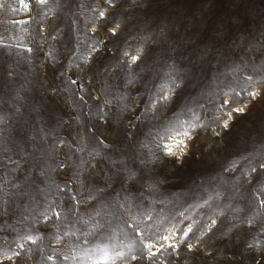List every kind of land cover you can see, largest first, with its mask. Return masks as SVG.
I'll return each instance as SVG.
<instances>
[{
    "label": "rangeland",
    "instance_id": "obj_1",
    "mask_svg": "<svg viewBox=\"0 0 264 264\" xmlns=\"http://www.w3.org/2000/svg\"><path fill=\"white\" fill-rule=\"evenodd\" d=\"M101 2L49 0L47 6L36 5L26 13L18 0H0V41L5 45H18L0 48V77L6 71L14 73L7 79L4 92H9L11 85V90L18 91L35 109L31 118L26 117V122L19 126L21 134L14 144L7 145L8 155L19 166H0V175L8 181L5 192L10 196L21 193L13 196L11 209L0 215V245L5 250H17L15 242L19 236L31 234L39 238L34 245H26L31 252L24 253L26 258L22 264H96L103 256L98 249L107 247L110 257L115 250L128 251L133 237L124 221L132 223L129 217L136 215L139 219L140 212L145 209L153 216L152 223L159 224L164 217L183 210L192 197L214 195L219 191L221 196L213 203L237 206L240 211L232 212L230 216L243 217L253 197L260 194L252 190L250 174L224 172L222 166L226 157L235 154L245 157L239 161L245 173L249 159L252 164L258 159L264 162V85H253L261 95L255 101L245 97L238 106L249 105L246 114L233 117L229 129L219 128V138L212 135L211 129L196 133L182 165L179 162L152 163L144 150L137 146L130 148L132 134H136L137 143H147L149 134L155 131V123L149 113L144 120L133 121L136 127L132 128L126 119L129 113L121 109L124 104L139 106L141 100L147 98L146 93L152 89L157 76L173 65L184 77L178 97L180 120L190 118L192 110L198 113H203L204 109L211 111L212 93L224 81L223 76L219 80L216 78V68L222 58L229 65L236 62L237 57L244 61L247 68L240 75L257 73L264 76V60L256 59L264 51L261 47L264 46V0H153L151 4L147 0H136L135 4L128 0L117 17L126 29L121 33L127 37L126 43H109L107 52L101 50L94 54L89 64H83L77 59L81 52L76 51V38L92 36L88 26L96 15L92 7ZM25 20L28 23H16ZM97 35L104 40L110 39L102 32ZM145 35L149 37L146 43L140 39ZM139 44L152 49L139 67L133 66L131 70L127 66L118 67L117 48ZM25 47L33 51L27 52ZM80 47L87 56L86 42ZM50 49L55 60L45 55ZM74 51L76 56L72 59L81 68L65 63ZM209 54L210 66L202 65ZM82 68L89 70L82 71ZM221 71L225 69L221 67ZM129 75H135L136 81L128 83ZM70 79H76L77 84H71ZM81 96L84 101L79 99ZM105 100L112 103L105 104ZM9 106L5 105V108ZM97 106L104 109L103 120L99 118ZM5 114L11 116V113ZM164 115L167 112L161 113V118ZM76 116H79L78 120ZM108 121L114 126L111 132ZM12 127H16L15 121H12ZM125 130L129 135L119 143L120 133ZM88 136L106 138L105 142L110 145L103 148L96 144L101 155L95 161L87 151L75 152L78 143H86ZM38 147L41 148L39 152ZM64 153L72 158H66ZM81 159L91 162L92 167L87 164L81 167L98 176L100 186L104 188L101 192H93L95 199L86 202H77L71 197L84 201L90 188H81L71 172L64 175L69 168L75 172ZM37 160H43L50 179L40 174V169L35 166ZM124 162L137 173V179H124ZM61 163L64 164L62 169L58 167ZM141 174L144 179L139 178ZM235 176H240V180L237 181ZM12 184L18 187H12ZM149 184H154L155 188L150 190ZM260 185H264V177H261ZM93 204L96 210H93ZM122 204L127 207H120ZM49 206L63 213L54 225L46 224L40 215ZM255 210L252 207L251 211ZM82 220L88 221V225L81 223ZM95 222L105 224L101 236L93 240L91 236L82 235ZM259 223L257 218L256 231L246 224H237L224 235H209L206 243L210 246L201 242L200 248L193 253L187 252L185 246L179 259L173 257V264H252L246 244L264 242ZM46 227L52 228V233H67L63 237L65 247L55 254L53 261L46 260L47 255H53L52 244L55 243L52 233L45 231ZM109 228L113 236L110 241L106 239ZM192 242L196 243L195 240ZM64 256L74 258L65 261ZM3 259L0 255V260ZM4 264L10 262L5 260ZM109 264L127 262L116 259L110 260Z\"/></svg>",
    "mask_w": 264,
    "mask_h": 264
},
{
    "label": "snow or ice",
    "instance_id": "obj_2",
    "mask_svg": "<svg viewBox=\"0 0 264 264\" xmlns=\"http://www.w3.org/2000/svg\"><path fill=\"white\" fill-rule=\"evenodd\" d=\"M152 2L153 0H147L149 4ZM18 3L27 13L32 10L33 6H47L49 0H18ZM125 3H128V0H102L101 3H97L92 7V11L96 13V15L91 18L88 25L92 32V36L76 38V51L81 52V55L77 57V59L81 60L83 64H89L94 54L99 53L101 50L107 52L109 43H116L117 41L122 45L126 43L127 37L121 35L126 29L122 23L117 20V17L121 13V8ZM132 3L135 4L136 0H132ZM104 5L108 7L105 8L103 7ZM109 9H111V11ZM16 23L26 24L28 21H16ZM25 31H27V29H25ZM217 31H223V29H218ZM98 32H102L104 35L109 36L110 39L104 40L97 35ZM163 35L164 33L162 31L161 36ZM51 38L55 39V37ZM140 39L146 43L149 37L145 35L140 37ZM85 42L89 49V54L87 56L83 55V49L80 47V45ZM16 46L18 45H5L0 41V48ZM261 47L264 48V46ZM151 50L152 49H146L145 44H139L136 47H118L116 50L117 66L121 69L127 66L129 70L133 69V66L139 67L142 59ZM25 51L32 52L33 49L25 47ZM241 52H243V48H241ZM45 55L52 60L56 59L51 49ZM245 55L249 54L245 53ZM75 56L76 52L74 51L72 56L68 57L65 63L81 68V65L76 64L72 59V57ZM210 57L211 54L206 56L201 62L202 65L209 64L210 66ZM256 59L264 60V51H261ZM221 67H223L225 71H221ZM262 67H264V65H262ZM246 68L247 65L245 62L239 60L238 57L237 61L231 65L222 58L216 68V78L219 80V78L223 76L224 81L221 82L217 90L212 93L214 103L211 111L204 109L203 113H198L192 110L190 118L187 120H180L178 118L180 109L178 97L182 88L181 81L184 77L180 70L174 65L169 66L168 71L157 76V81L152 85V89L146 93L147 98L142 99L139 106L130 107L128 104H124L121 109V111L129 113L126 119L132 128L136 127V124L132 123L133 121H142L148 117L149 113L152 114L151 120L155 123V131L149 134L148 142L137 143L136 134H132L133 144H130V148L137 146L139 149L144 150L145 155L152 163L179 162L182 165L191 151V142L195 139L196 133L200 130L207 132L211 129L212 135L219 138V128L224 130L229 129L230 124L234 122L233 117L246 114V109L249 105L238 106L242 104L245 97L255 101L261 95L258 89H253V85H264V76H260L257 73L252 75H240ZM81 70L88 71L89 69L82 68ZM13 75L14 73L12 71H6L5 75L0 77V166L5 167L6 164H12L15 167L19 166L18 162L13 160L11 155H8L7 145L8 143L14 144L15 139L21 134L19 126L26 122V117L30 119L35 110L25 97L19 95L18 91L13 92L11 90V85H9L10 91L7 93L4 92L7 79ZM135 81L136 76L129 75L128 83H133ZM69 82L71 84H77L76 79H70ZM5 97H7V99H5ZM89 97L91 98V92H89ZM79 99L84 101L83 96ZM134 99L135 98H133V100ZM104 103L111 104L112 101L105 100ZM5 105L10 106L6 109ZM97 107L99 118L103 120L105 115L104 109L99 106ZM6 112L11 113V116L5 114ZM164 112H167V115L161 118V113ZM173 117H177V119L173 120ZM225 117H227V119H225ZM76 119L78 120L79 116H76ZM12 121L16 122L15 128L12 127ZM113 130L114 126L111 121H108V131L111 132ZM128 135L129 133L127 130L120 133L121 138L119 143H123ZM78 139L84 140L85 137H78ZM105 139H100L97 136H88L86 137V143H78L75 152L84 153L87 151L88 155L95 161L97 157L101 155L96 144L103 148L110 147V145L105 142ZM39 151H41L40 147L37 148V152ZM64 155L68 159L72 158L69 157L67 153H64ZM244 159L245 157L243 154H235L231 157H226L222 166V171L224 172H239L242 175L250 174L249 183L252 185V190L260 193L253 197V202H250L246 207L243 217L230 216V213L240 211L237 206L213 203L221 196V192L219 191L214 195H201L199 198L192 197L187 205L184 206L183 210L177 211L173 216L164 217L159 224L152 223L154 218L151 213L145 209L140 212L139 219L136 215H131L129 219L132 223H128L127 220L124 221L125 226L131 230V235L133 237V243L127 246L128 251L115 250L114 255L110 257L107 247L98 249L103 256L100 260H97L96 264H109L110 260L116 259L126 261L127 264H143L144 261H147L148 264H165V261H167V264H173V257L179 259L180 253L185 246L187 252L193 253L200 248L201 242L206 243V238L209 235H215L217 233L224 235L230 228L236 227L237 224H246L250 230L256 231L257 218L261 221L258 225L259 230L264 232V185H260L261 177H264V162L258 159L255 164H252L249 159L247 161V173H245V168L239 163V161ZM113 163H115V161H113ZM85 164L89 167L93 166L91 162L81 159L80 163L76 166L77 170L75 172L69 168L68 172L64 173L65 176H68L69 172H71L75 177V182L78 183L81 188H90L89 194L85 197L84 201H79L75 196L71 197L72 200L77 202H86L89 199H95L93 192L98 193L104 190V188L100 186V178L92 173H87V169L81 167ZM35 166L40 169V174L42 176L46 179H50L49 169L44 165L43 160H37ZM58 167L62 169L64 168V164L61 163ZM12 170L13 169H8V171ZM122 171L124 172V179H137V173L129 169L126 162H124ZM139 178L144 179L142 174ZM235 179L239 181L240 176H235ZM40 182L43 183L44 181L42 180ZM7 183L8 181L5 179V176L0 175V215L11 209L13 196L21 194L14 193L10 196L6 193L4 189ZM69 183H72V181L70 180ZM257 185L260 186L257 188ZM11 186L18 187L16 184H12ZM57 187L59 186L57 185ZM148 187L151 190L155 188V185L149 184ZM65 207H67V204ZM120 207H127V205L122 204ZM252 207L256 208L255 212L251 211ZM92 208L96 210V205L93 204ZM69 211H71V209H69ZM49 212H51V216ZM62 214V211H55L52 206H49V208H45L40 215L46 224L54 225L55 221L61 219ZM97 215H100V212H97ZM173 220H175L174 223L172 222ZM226 222L228 225L227 227H225ZM81 223L87 226L89 222L82 220ZM104 229V223L95 222L92 227L89 228L86 233H82V235L91 236L93 240H95L101 236ZM45 231L52 233V228L46 227ZM66 235V232L62 235L52 233V240L55 241V243L52 244L53 255H47V261H53L55 254L65 247L63 237ZM125 235H127V233ZM37 239L39 238L31 234L19 236L15 242L17 250L11 248L5 250L3 246L0 245V255L4 257L3 260H0V264H4L5 260L10 262V264H22L26 258L24 253L31 252V249L26 247V245H34ZM106 239L109 241L113 239L110 228ZM193 240H195L196 243H193ZM206 246L210 245L206 243ZM121 247L123 248L125 246ZM246 247L249 249L252 264H264V242L254 241L251 244H246ZM9 253L11 254L9 255ZM160 257H163V259H160ZM73 258L74 257L70 256L63 257L65 261Z\"/></svg>",
    "mask_w": 264,
    "mask_h": 264
}]
</instances>
